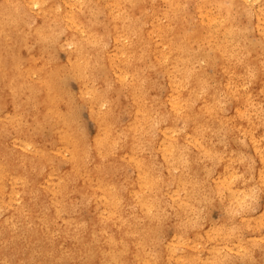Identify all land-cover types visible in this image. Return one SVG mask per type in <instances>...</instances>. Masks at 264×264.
Listing matches in <instances>:
<instances>
[{
  "label": "bare ground",
  "instance_id": "6f19581e",
  "mask_svg": "<svg viewBox=\"0 0 264 264\" xmlns=\"http://www.w3.org/2000/svg\"><path fill=\"white\" fill-rule=\"evenodd\" d=\"M137 1L108 14V49L120 37L131 39L115 50L133 67L130 79L127 72L116 76L132 102L123 126L101 114L103 101L100 94L94 96L96 90L91 98L83 96V87H89L84 80L90 77L84 47L97 38L94 27L79 5L77 13L53 12L58 22L68 24V35H81L63 71L78 83L80 100L92 114L96 134L89 140L77 132L66 91L58 85L60 64L37 60L32 53L19 57L26 41L19 30L22 14L34 3L41 5L44 17L52 12L49 1L0 0V264H264V239L259 237L264 234V201L258 213L236 217L237 210L248 211L257 193L264 197V134L260 139L255 134L264 110L261 56H240L243 40L228 25L230 10L222 0H200L198 21L189 30L179 0ZM141 10L146 30H137L124 16ZM47 26L42 20L31 33L46 40ZM144 37L145 47L138 48ZM261 40L264 54V34ZM140 50L167 80L164 100L150 92V71L133 56ZM200 61L221 78L216 88L208 87ZM236 63L252 65L234 81ZM32 75L37 82L30 81ZM28 107L50 125L49 141H36L22 122ZM216 131L228 133L230 147L224 152H212L228 143L225 139L216 147ZM7 133L12 148L3 141ZM240 133L252 157L234 145ZM145 148L159 158V167L147 160ZM202 168H207L204 173ZM208 198L225 210L213 227L199 218ZM165 221L172 224V238L160 242L161 251L155 252L152 235ZM244 229L247 237L240 232Z\"/></svg>",
  "mask_w": 264,
  "mask_h": 264
},
{
  "label": "rangeland",
  "instance_id": "374dc122",
  "mask_svg": "<svg viewBox=\"0 0 264 264\" xmlns=\"http://www.w3.org/2000/svg\"><path fill=\"white\" fill-rule=\"evenodd\" d=\"M30 0H27L29 2ZM51 5L52 12H49L40 17L39 8L40 4L29 3L25 12L22 14L20 19L19 30L23 32L26 36L25 44L19 49V57L25 58L27 53H32L34 58L37 60L42 59H51L60 64V69L58 73V85L61 89L65 90L66 96L64 100L68 103L70 110L73 112V117L75 119V127L77 132L85 134L89 140L93 139L96 134L95 122L92 118V114H89V109L87 103L80 100L79 94V85L78 83L65 71H63L64 65L67 64V53L69 50H72L75 46V41L80 37L78 33H71L68 35L66 22H58L54 16L53 12L59 14L68 15L70 12L77 13V7L79 5L81 11L84 12V18L88 24L92 25L97 33V38L94 41H89L85 43L84 53L87 56V62L90 65L89 68V79L84 80L89 87L84 88V97H90L94 93L93 89L96 90L94 96L100 94L103 103L101 104V114L104 115L108 120H111L116 126H123L128 122L129 112L131 109V95H128L123 88V83H119L116 79L117 75H122L127 72L128 78H131V73L133 72V67H130L128 64L123 63L124 56L121 53H115V50H121L120 44L129 43L130 38L120 37L114 48L108 49L112 44V39L108 34V14L117 12L126 7L130 0H123L124 5L118 6L113 0H47ZM143 0H138L136 5H140ZM180 1V11L181 18L184 23V26L189 30L192 25L198 21L197 7L200 0H179ZM208 2L215 3V0H206ZM228 9L230 10L229 26L235 28L241 35L243 44L241 50H238L241 57H245L248 53L255 54L257 57L261 56V62L263 64V74H264V54L262 49L261 35L264 34V0H248V3L235 4L234 0H222ZM229 1V2H228ZM252 1V2H251ZM109 2V3H108ZM230 3V4H229ZM258 3L262 4V7H258ZM112 9V10H111ZM75 10V11H74ZM77 10V11H76ZM103 12V13H102ZM145 11H136L135 13L129 15L125 12L124 16L129 17L132 23L138 26L137 30L148 28V21L145 19ZM140 17V18H139ZM259 18V21H258ZM42 20H45L47 23L48 36L46 40H42L38 36H34L31 33V29L36 23H41ZM257 22V24H256ZM232 23V25H231ZM245 27V28H244ZM259 28V29H257ZM245 29V32H244ZM242 30V31H241ZM247 30V31H246ZM135 31L133 32V34ZM82 37H86V34ZM62 35V36H61ZM147 37H144L142 41L138 44L139 47H145ZM239 40V36H238ZM203 52L210 54V51L207 48H203ZM110 54V55H109ZM114 60L113 63L108 62V56ZM133 56L138 58L139 65L143 70L150 71L151 85L150 88L151 94L156 99L164 100L166 90L168 88V83L165 76L161 71L156 69L150 62L148 56H144L143 50L135 52ZM199 65L204 66L203 77L207 81L209 88H216L219 82L221 81L220 77H214V71L212 67L206 66L204 62L199 63ZM252 64L246 63H236L233 80L237 81L238 78H241L246 70ZM208 74V75H207ZM108 75V76H107ZM69 80V83H68ZM32 83L37 82L36 75L30 77ZM72 81V82H71ZM93 86V87H92ZM161 90V91H160ZM218 98L220 99L221 104L223 103L221 91L217 92ZM26 94L21 95V100L26 101ZM154 100V99H153ZM226 105V104H225ZM83 106V107H82ZM34 112V109H33ZM81 112V113H80ZM106 112V114L104 113ZM22 122L26 123L28 131L30 134H34L36 141H49L51 135L50 125L47 122L38 121L35 116V112L31 113L30 108H26L22 113ZM264 122V110H262V118L260 121V127L256 130V137L260 139L264 134V128H262ZM43 130V131H42ZM229 129H224L226 131ZM217 143L224 142L225 139L228 140L224 148H219V152H224L230 147V139L228 133L216 131L212 134ZM12 134L7 133L3 139L6 141V146L12 148L11 144ZM185 147L191 148L190 141L184 143ZM234 145L241 150L240 153L246 154L252 157L250 147L240 133L234 139ZM243 151V152H242ZM145 157L148 161L153 162L154 166L159 167V158L149 149H144ZM59 169L63 168V161H59ZM209 164L208 161L204 163L205 166ZM207 168H202L199 170L200 173H204ZM128 172H131L129 167L126 168ZM120 175H116V179H120ZM210 182V180L208 181ZM206 202L200 208L199 218L208 222L207 227H213L225 216V210L222 206L216 205L213 203V200L210 198L205 199ZM226 201V199L222 200ZM264 197L259 192L255 195L252 202L248 205V211L237 210V218H246L247 216L254 215L258 213L260 208L263 205ZM252 207V208H251ZM247 230H242V237H247ZM173 227L170 221L163 222L160 226H157L156 230L153 233L155 238V244L151 246V250L155 252L161 251V244L168 241L172 238ZM261 239H264V234L259 236ZM163 241V242H162ZM160 242H162L160 244Z\"/></svg>",
  "mask_w": 264,
  "mask_h": 264
}]
</instances>
